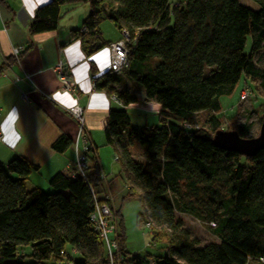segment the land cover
<instances>
[{
	"label": "trees",
	"instance_id": "obj_1",
	"mask_svg": "<svg viewBox=\"0 0 264 264\" xmlns=\"http://www.w3.org/2000/svg\"><path fill=\"white\" fill-rule=\"evenodd\" d=\"M169 1L49 0L35 9L27 31H52L61 7L87 3L89 13L79 30L71 31L86 57L110 43L100 31L104 20L127 32L125 73L143 89V102L159 105L158 123L132 125L123 107L111 108L102 130L119 164L116 174L127 187L125 198H135L143 210L137 224L150 222L151 241L161 245L154 264H264V149L243 157L215 147L211 137L219 128L254 137L251 122L224 128L217 115L220 98L231 96L244 78L257 81L264 95V69L253 63L264 42V0H251L256 10L238 0H182L173 7ZM0 3L9 8L5 0ZM247 36L251 47L246 53ZM14 61L6 57L0 72ZM204 66L213 67L207 76ZM94 88L115 96L121 106L138 102L126 91L116 92L107 80H96ZM201 112L210 114V133L183 127L193 125ZM70 145L59 136L52 149L63 153ZM86 156L85 178L56 173L48 180L50 192L27 187L36 167L25 159L0 163V264H140L126 251L121 208L113 209L116 249L111 261L93 229L89 217L95 200H109L102 194L96 157ZM175 212L201 220L217 242L200 245ZM24 245L30 247L28 254L19 253Z\"/></svg>",
	"mask_w": 264,
	"mask_h": 264
},
{
	"label": "crops",
	"instance_id": "obj_2",
	"mask_svg": "<svg viewBox=\"0 0 264 264\" xmlns=\"http://www.w3.org/2000/svg\"><path fill=\"white\" fill-rule=\"evenodd\" d=\"M5 1L9 8L0 3V65L11 56L14 47H23L25 53L18 61L13 58V65L0 72V163L5 166L15 157L25 159L36 167L29 174L27 187L50 192L49 178L56 173L70 175L76 146L80 149L86 141L88 154L96 157L103 188L106 186L107 189L102 194L111 195L110 205L116 209V190L124 185L118 176L116 178L121 185L116 184L113 189L112 182L107 179L114 173V167L108 161L110 154L113 159V154L108 150L102 152L106 147L101 149L105 146L104 136L101 135L103 120L111 108L123 107L128 116L129 112H134L143 118L142 126L154 127L158 123L159 105L151 100L143 102V89L125 73L128 66L122 69L120 75L108 73L109 51L106 47L89 57L84 55L79 40L71 36V31L79 30L89 13L87 3L61 7V18L54 30L31 35L27 26L35 9L49 0ZM101 24L102 38L116 41L118 36H103ZM57 63L67 72L73 91L60 89V81L53 71ZM96 80H107L116 92L126 91L138 102L121 106L117 99L114 101L94 88ZM73 105L83 108L85 140L81 137L77 139V122L67 112ZM221 106L220 113H223L224 106L231 108L229 104L221 103ZM59 136L71 141L63 153L52 149ZM12 144H15L14 148L10 146ZM136 159L143 162L140 157ZM157 249L159 251L147 253L145 259L126 251L130 256L138 257L140 264H154L153 255L160 253Z\"/></svg>",
	"mask_w": 264,
	"mask_h": 264
},
{
	"label": "rangeland",
	"instance_id": "obj_3",
	"mask_svg": "<svg viewBox=\"0 0 264 264\" xmlns=\"http://www.w3.org/2000/svg\"><path fill=\"white\" fill-rule=\"evenodd\" d=\"M182 0H170L169 4L170 7H173L174 2H178ZM240 3H242L244 6H246L249 9L256 10L258 6L251 0H238ZM101 29L104 37H112V36H118V39L120 37V32L118 29L115 28L114 24L112 21L109 19L104 20V22L101 24ZM117 39V40H118ZM262 47L254 52L253 54V63L254 66L259 67L261 69H264V42L262 43ZM244 52H249L250 51V37L247 36L245 45H244ZM213 67L210 66H204L203 67V75L207 76L210 72V70ZM243 87H246L247 90L250 92V96L246 98L245 100L241 101L239 100V95L241 89ZM220 103L222 105H230V107L226 108L224 106L223 113L218 114L217 116L220 118V123L224 128H232L234 127L237 123H242V122H251L252 128L250 131V135H253L254 137L257 136V132L260 127V123H258V118L263 115V110H264V95L262 91L258 87V82L257 81H249L248 79L244 78L242 82L239 83V85L236 87L235 91L231 96H226L220 98ZM82 108V107H81ZM83 109V108H82ZM84 114V112H83ZM210 114L208 112H201L200 114H197V120L196 122L190 127H194V129L197 128H204L210 133V126L207 122ZM129 118L131 120L132 125H137V126H142V121L143 118L138 117L135 115L133 112H129ZM190 129V128H187ZM103 135V133H101ZM105 145V144H104ZM103 149L102 152H107L105 150H108V152L112 153V150L109 146H102ZM142 160V159H141ZM112 162V167H114V173L110 174L107 176V179L112 182L111 187L114 189V186L116 184H120L121 182L117 174L115 172H118L119 170V164L116 163V157L113 154V159L112 155H109V160ZM113 175V176H112ZM124 188V189H123ZM126 186H120L119 189L116 190V198H115V203L114 206L115 208H121V220L123 224V231L125 233V247L126 250L130 251L135 256H141L143 259H145L146 254L149 252H157L159 251L157 248L160 249L161 245H154V243L151 241V234L150 230H148L144 224H137V219L136 216L138 215L139 212H142V208L139 206L138 200L135 198H125V190ZM107 190L106 186H104V191ZM105 201L109 200L111 201V195L108 193L106 199L104 198ZM106 203L112 213L113 217V235L115 237V229H116V218L114 214V210L111 207V205L107 202ZM176 217L180 219L183 223V227L186 228L190 235L193 238H196L200 241V245H206L209 242L212 241H217V238H215L211 232L210 229L207 227L208 225L202 223L201 220L191 217L190 215L187 214H181L179 212H175ZM19 253H24L28 254L30 252V247L27 246H20L19 247ZM70 253V252H69ZM73 254V253H71ZM159 254V253H158ZM74 260H79L80 257L77 256L76 254L72 255ZM247 264H260L256 260L249 261Z\"/></svg>",
	"mask_w": 264,
	"mask_h": 264
},
{
	"label": "built area",
	"instance_id": "obj_4",
	"mask_svg": "<svg viewBox=\"0 0 264 264\" xmlns=\"http://www.w3.org/2000/svg\"><path fill=\"white\" fill-rule=\"evenodd\" d=\"M129 41L127 32L122 30L120 33V37L116 41H112L108 44L107 51H109V60H108V73L120 75L122 69L126 68L128 65L127 56L128 51L126 48V44ZM23 51V47L18 46L12 48L11 56L18 61L19 55ZM53 71L57 75L60 81V89L64 92L73 91V85L71 84L67 72L63 69L60 63L55 64L53 67ZM25 77L28 75L25 74ZM239 100L243 101L250 96L249 90L246 87L240 90ZM111 99L116 101V97L111 95ZM67 112L76 120L77 122V139L80 137L85 140L84 130V114L83 109L78 105H73L68 108ZM183 127L190 128L189 125L184 124ZM88 145L86 141H84L83 146L78 149L76 146L74 161H73V172L71 173V177H75L76 175L85 178V170L87 166V153H88ZM94 212L90 215L89 220L92 224L93 229L97 232L99 237L102 239L105 251L110 259L112 260V256L114 254V250L116 249V242L113 237V217L109 206L104 202H98L95 200L94 204ZM145 227L149 230L151 223L146 222ZM209 225L214 226L213 222H209ZM261 262L264 259L260 260ZM69 264V263H66Z\"/></svg>",
	"mask_w": 264,
	"mask_h": 264
},
{
	"label": "water",
	"instance_id": "obj_5",
	"mask_svg": "<svg viewBox=\"0 0 264 264\" xmlns=\"http://www.w3.org/2000/svg\"><path fill=\"white\" fill-rule=\"evenodd\" d=\"M264 112V110H263ZM212 144L223 151H232L243 157L254 156L264 149V113L260 120L257 136L242 138L235 130L216 129L212 134Z\"/></svg>",
	"mask_w": 264,
	"mask_h": 264
},
{
	"label": "clouds",
	"instance_id": "obj_6",
	"mask_svg": "<svg viewBox=\"0 0 264 264\" xmlns=\"http://www.w3.org/2000/svg\"><path fill=\"white\" fill-rule=\"evenodd\" d=\"M10 146L14 148V147H15V144H12V145H10Z\"/></svg>",
	"mask_w": 264,
	"mask_h": 264
}]
</instances>
